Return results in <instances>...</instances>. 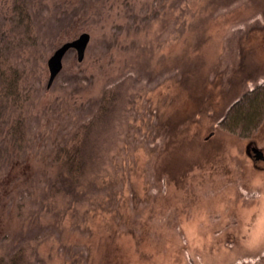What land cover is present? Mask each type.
<instances>
[{
    "label": "rangeland",
    "instance_id": "1",
    "mask_svg": "<svg viewBox=\"0 0 264 264\" xmlns=\"http://www.w3.org/2000/svg\"><path fill=\"white\" fill-rule=\"evenodd\" d=\"M27 3L37 41L9 51L31 89L29 132L22 148L6 135L16 110L0 132V247L44 227L42 264H264V162L251 152L264 153V119L245 138L218 124L264 79V0ZM11 6L0 0L1 43L20 31ZM83 32L82 60L68 50L47 87L48 58ZM129 70L109 139L86 149L89 173L52 199L56 143Z\"/></svg>",
    "mask_w": 264,
    "mask_h": 264
},
{
    "label": "trees",
    "instance_id": "2",
    "mask_svg": "<svg viewBox=\"0 0 264 264\" xmlns=\"http://www.w3.org/2000/svg\"><path fill=\"white\" fill-rule=\"evenodd\" d=\"M11 8V20L20 31L11 40L0 42V132L6 125L7 118L16 110L17 115L8 125L6 135L15 146L22 148L26 145V136L29 132L24 107L31 89L30 86L25 87V67L16 57H11L9 45L10 43L13 47L34 45L37 33L35 18L27 0H12ZM135 78H137L135 71L129 70L107 83L94 111L76 124L69 138L56 143L55 151L50 158L59 164L63 174L49 183L47 195L52 199H70L72 187L79 184L89 173L86 168L94 160L86 149L89 151L92 144L94 147L101 145L97 138L102 134L103 139H109L104 137L113 127L109 120L116 110H121L119 102L123 90ZM263 119L264 79L234 100L218 124L227 132L245 138L258 130ZM92 133H95L93 138ZM19 210L21 212L22 208ZM30 232L32 235L18 240L12 250L0 247V264H42L41 259L35 254V245L47 235V228L38 227Z\"/></svg>",
    "mask_w": 264,
    "mask_h": 264
},
{
    "label": "water",
    "instance_id": "3",
    "mask_svg": "<svg viewBox=\"0 0 264 264\" xmlns=\"http://www.w3.org/2000/svg\"><path fill=\"white\" fill-rule=\"evenodd\" d=\"M89 39H90V35L86 32H83L77 38H75L71 41H67V42L63 43L62 45H60L52 53V55L47 60V67H48V71H49V76H48V80H47V87H49L51 85V83L53 82V80L55 79L57 74L60 72V70L62 68V59H63V56L65 55V53L69 49L72 48L76 52L77 61L78 62L81 61L83 56H84V52H85L86 46L89 42ZM251 152H252V157L254 160L264 162V153L261 150L255 148V147H252Z\"/></svg>",
    "mask_w": 264,
    "mask_h": 264
}]
</instances>
